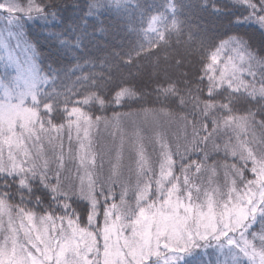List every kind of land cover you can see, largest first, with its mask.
<instances>
[{
  "label": "rangeland",
  "instance_id": "1",
  "mask_svg": "<svg viewBox=\"0 0 264 264\" xmlns=\"http://www.w3.org/2000/svg\"><path fill=\"white\" fill-rule=\"evenodd\" d=\"M40 11L0 0V172L37 176L88 211L82 226L0 198V264H264V122L218 121L209 106L195 121L75 107L56 123L62 109L24 30ZM243 64L225 60L216 80L236 81Z\"/></svg>",
  "mask_w": 264,
  "mask_h": 264
},
{
  "label": "trees",
  "instance_id": "2",
  "mask_svg": "<svg viewBox=\"0 0 264 264\" xmlns=\"http://www.w3.org/2000/svg\"><path fill=\"white\" fill-rule=\"evenodd\" d=\"M34 1L41 11L24 30L62 109L56 123L75 107L92 118L162 108L195 121L209 106L218 121L264 122V0H249L254 9L238 0ZM234 56L244 69L219 83ZM0 198L85 225L87 203L59 199L37 176L0 172Z\"/></svg>",
  "mask_w": 264,
  "mask_h": 264
}]
</instances>
